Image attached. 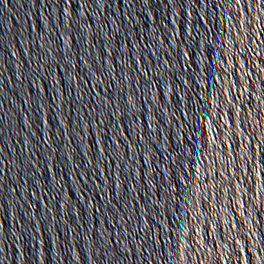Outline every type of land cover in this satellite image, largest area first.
<instances>
[{"label": "water", "instance_id": "1", "mask_svg": "<svg viewBox=\"0 0 264 264\" xmlns=\"http://www.w3.org/2000/svg\"><path fill=\"white\" fill-rule=\"evenodd\" d=\"M0 264H264V172L174 0H0Z\"/></svg>", "mask_w": 264, "mask_h": 264}]
</instances>
